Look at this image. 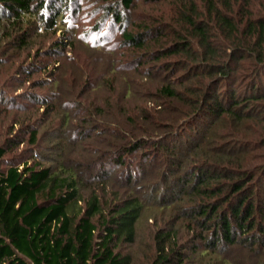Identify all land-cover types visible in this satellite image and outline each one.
Masks as SVG:
<instances>
[{
    "label": "trees",
    "instance_id": "16d2710c",
    "mask_svg": "<svg viewBox=\"0 0 264 264\" xmlns=\"http://www.w3.org/2000/svg\"><path fill=\"white\" fill-rule=\"evenodd\" d=\"M95 1L105 4L102 22L111 14L119 43L131 56L142 51L137 66L153 62L144 74L138 68L131 73L151 80L150 107L123 104L135 96L128 72L121 76L119 94L117 76L94 77L59 64L50 70L47 57L73 43L63 22L78 14L77 0H0V65L11 57L15 81L38 73V85L55 88L47 96L26 89L21 93L26 104L20 105L0 86V104L6 97L5 105L44 109L31 124L14 121L0 143V264H134L124 247L136 241L137 223L150 207L168 215L153 232L146 264H236L224 255L233 245L263 258L264 0L258 7L253 0H141L170 2L173 11L168 18L142 22L136 31L122 23L121 14L137 0ZM57 30L62 37L48 46L33 42ZM44 51L46 60H39ZM114 58L103 63V75L120 67ZM66 74L70 82L62 78ZM92 91L104 96L94 99ZM57 94L75 109L61 108L60 127L50 130L53 156L36 146L39 128L49 129L47 111L56 113ZM77 109L84 111L78 123ZM68 127L113 154L112 164L137 167L140 179L146 165L157 160L158 179L141 193L128 173L122 190L106 193L111 174L100 163L102 151L95 149L93 160L62 158ZM127 154L137 155L138 162L126 163ZM93 164L101 169L91 175Z\"/></svg>",
    "mask_w": 264,
    "mask_h": 264
},
{
    "label": "rangeland",
    "instance_id": "374dc122",
    "mask_svg": "<svg viewBox=\"0 0 264 264\" xmlns=\"http://www.w3.org/2000/svg\"><path fill=\"white\" fill-rule=\"evenodd\" d=\"M260 0H253L252 5H255L258 7V3L262 4L259 2ZM79 3V10L78 14L75 16L70 17L69 19L64 20L63 23H65V29L67 33L70 34L71 36V42L72 45L66 46L63 50L60 52H57L56 55H51L48 58V62L50 63V70L51 68L56 64H59L58 66H62L65 69L68 70H77L80 69L81 71L87 73L88 75H92L94 77L97 76H117V81L114 83L116 91L120 94L123 92L124 88V80H122L121 76H124L126 72L132 73L134 69L138 68L139 72L143 73L147 70L146 67L148 68H153V62H149V65H146V60L144 61V64H142L140 67L137 65L141 61L143 57L142 51L140 54L137 52L135 56H131L129 53L128 48H126L124 45H121L119 42H122V40L119 38V28H117L115 25L112 23L111 19V14L107 16V22L103 23V19L101 17V14H104V11L102 10L104 7V3H99L96 2L95 0H77ZM136 6H132L129 10H125L122 12L123 20L122 23H126V27L129 30H137L140 28L142 22H147L151 23L152 17H158V16H164L166 18L170 17L172 14V4L167 1H162L159 3H148L145 1L137 0ZM102 8V9H101ZM151 17V19H150ZM126 19V21H125ZM103 26H101V25ZM137 24H139L137 26ZM97 26H99L98 31ZM109 29V33L105 34V30ZM61 32L60 30H57L55 33L54 32H49L47 35L43 37H36L33 39V42L35 43L36 46H48L50 43L55 41L56 38H61ZM105 34V35H104ZM102 42V44H101ZM100 43L101 46L97 47L94 46L96 44ZM94 46V47H93ZM46 52H41L38 59L39 60H46L45 55ZM112 55L115 56L114 58V64L120 67L116 68V73H105L106 75H103V71L105 69H101L102 65L106 60L109 59ZM8 58H2L4 63H1L0 65V86L3 90V92L10 94L14 100H18V103L21 104H26V102L23 100L22 92H25L26 89L32 90L34 92H37L38 94H49L51 89H55L54 87H51L50 84H46L44 86L38 85V82L36 81V78L40 77L38 73H35L32 75V81L30 82L31 78L29 80H21V81H15L14 78L10 77V73L13 72V63L12 58H11V64L9 61H7ZM19 59L21 57H18ZM16 58V60H19ZM169 58H172V60H175V56H171ZM54 63V64H52ZM76 66V68L74 67ZM137 66V67H136ZM57 72V71H56ZM155 73L158 74H163V71H155ZM171 75L170 72L166 73V75ZM178 73L173 74L175 78H177ZM57 75V74H56ZM132 75V74H131ZM130 76V75H129ZM134 78H129V81L132 82V89L133 93H135V96L130 97V98H124V103L129 106H134L136 103H142V105L146 104L147 106L150 107L149 103H152L151 101V95L153 92V84L151 80H145L140 74H135L132 75ZM173 77V78H174ZM62 78L66 82H70L69 75L62 76ZM35 80V81H34ZM36 82V84L34 82ZM5 82V83H1ZM92 94V97L94 99H97V96H104V91H98V92H90ZM106 94V93H105ZM114 96H117L116 93H114ZM57 100L55 99V110L47 111V115L45 117H48V122L45 125V127H49V129L44 132L43 127L39 128V145L36 146L37 151L39 152H47L46 154H54L55 156L57 153H55V150L51 151L50 148L48 147L49 145L48 142L50 141L49 135H51V128L59 125L60 123V115H61V108H69L71 111H74L75 107H73V103L69 101H63V96L61 94H57ZM86 98H83L81 100H85ZM6 97L4 98V102L0 104V107L2 108L0 111V143L3 141V139L8 135L7 133L10 130L11 124H13L14 121H24L28 120L29 124L35 122L34 120L39 118L41 114L43 113L44 109L43 107H39L37 104H33L24 109H19L16 108L15 106L12 105H5V101H7ZM10 100V99H9ZM87 100V99H86ZM85 100V101H86ZM8 102V101H7ZM67 102V104H66ZM88 102V100H87ZM8 104V103H6ZM5 107L3 109V107ZM62 106V107H61ZM76 116H75V121L78 123L79 118L84 114V111L81 109L76 110ZM60 113V115H59ZM75 114V113H74ZM56 115V116H53ZM74 123V121H72ZM75 124V123H74ZM60 127V125H59ZM17 128V124L14 125V130ZM69 128V127H68ZM70 129V130H69ZM68 130H65V133H67L66 140L62 141L64 149L60 152L63 153L62 158H67V160H73V159H79L82 157V159L85 157V159H91L95 158L97 155L94 153L95 149L98 151H102L101 154H103V158L100 157L101 161H104L103 166L106 168L105 170L110 171L109 173L111 174V179H107V186H106V193H109V190L112 188H118L122 190L121 184L124 182V177L126 174L131 173L133 176L136 178V182L133 184L134 189H139L140 185L141 188L139 191L143 193V189L148 190V187L152 184L154 180L158 179V171H159V163L156 160L155 164L153 163H148L146 165L144 175L140 179V176L142 174H138L136 172V168H130L128 166H117L112 164V156L113 154H104L103 147L99 146L100 144L95 141V139L91 138H81V136L78 134V129H72L69 128ZM50 132V133H49ZM24 138H27V131L23 132ZM245 134V133H244ZM251 132L248 131L247 137H250ZM251 138V137H250ZM26 143V140L24 141V144ZM23 144V146H24ZM22 146V145H21ZM58 149V148H57ZM52 152V153H51ZM110 152V151H109ZM92 153V155H91ZM99 153V152H98ZM132 155V154H131ZM129 154L125 155L124 160L126 163L132 162V159L135 161L138 159L137 155H135V158ZM249 155V154H247ZM50 156V155H49ZM48 158V157H47ZM79 159V160H82ZM98 162V161H97ZM138 162V160H137ZM140 162V161H139ZM99 164V163H98ZM94 165V164H93ZM101 168L99 165L95 164L94 169L92 170V174H96ZM89 175L88 173H83V177L86 178H91L92 176ZM95 177V176H93ZM97 180V179H96ZM139 181V182H138ZM93 182V181H91ZM94 183V182H93ZM133 183V182H132ZM139 185H138V184ZM120 184V185H117ZM138 185V186H137ZM152 186V185H151ZM99 193H102L101 189H98ZM147 192V191H146ZM86 193V191H85ZM104 193V192H103ZM109 194H105V196H108ZM168 210V209H167ZM166 215H168V212H164L158 207H154L151 209L146 208L142 215L140 220L137 223L138 227V234L136 241L127 247L128 251L132 252V256L134 259V264H146L150 262V257L152 253V235L153 232L156 230L157 227L164 225V220ZM181 229L180 231V236L181 238L186 237L187 232H183ZM226 257L231 259L232 261L236 262V264H258L261 261H264V257H255L254 255H251L249 253H246V251H242L241 249H238V246L233 245L232 247L227 250L224 254ZM206 259L208 257H205ZM213 258V257H211ZM205 260V259H204ZM208 261V260H207ZM186 264H192V263H186ZM201 264H208L205 260V262Z\"/></svg>",
    "mask_w": 264,
    "mask_h": 264
}]
</instances>
